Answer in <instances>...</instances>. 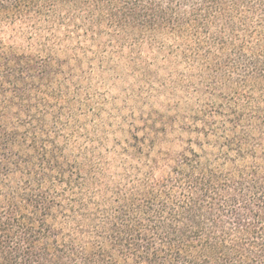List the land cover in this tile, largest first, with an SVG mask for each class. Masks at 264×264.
<instances>
[{"label": "trees", "instance_id": "16d2710c", "mask_svg": "<svg viewBox=\"0 0 264 264\" xmlns=\"http://www.w3.org/2000/svg\"><path fill=\"white\" fill-rule=\"evenodd\" d=\"M0 264H264V0H0Z\"/></svg>", "mask_w": 264, "mask_h": 264}, {"label": "rangeland", "instance_id": "374dc122", "mask_svg": "<svg viewBox=\"0 0 264 264\" xmlns=\"http://www.w3.org/2000/svg\"><path fill=\"white\" fill-rule=\"evenodd\" d=\"M124 88H125V84H123V85H122V84H118L117 86L111 88V90H109V91H110L111 96H113V97H117V96H120V92H121V90H123ZM116 103H117V105L119 106V105L121 104V98L118 99V100L116 101Z\"/></svg>", "mask_w": 264, "mask_h": 264}]
</instances>
